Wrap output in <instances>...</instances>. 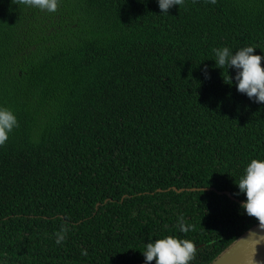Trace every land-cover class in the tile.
<instances>
[{"label":"trees","instance_id":"trees-1","mask_svg":"<svg viewBox=\"0 0 264 264\" xmlns=\"http://www.w3.org/2000/svg\"><path fill=\"white\" fill-rule=\"evenodd\" d=\"M160 11L157 0H57L54 12L0 0V106L18 121L0 145V264H144L145 243L166 235L195 244L189 264H211L259 221L214 189H157L245 199L235 183L264 158V103L226 84L233 70L213 49L264 51V0ZM71 130L75 162L59 160Z\"/></svg>","mask_w":264,"mask_h":264},{"label":"clouds","instance_id":"clouds-1","mask_svg":"<svg viewBox=\"0 0 264 264\" xmlns=\"http://www.w3.org/2000/svg\"><path fill=\"white\" fill-rule=\"evenodd\" d=\"M23 2L26 5L47 10L48 12H54L57 8V0H23ZM211 2L215 3V0H211ZM182 3L183 0H157L158 8L161 10L160 13L166 14H168L169 9L178 7ZM256 49L252 45L237 47L234 52L227 46L215 48L213 49L215 55L213 60L215 61V66L220 69L226 67L227 71L229 69L233 70L232 75L228 71L227 79L230 83H226L222 77L226 84L231 86L234 82L238 92L259 104L264 103V66L261 64V61L264 60V51L258 54L255 52ZM202 71L205 74V78H207L206 65ZM17 126L18 121L13 110L6 106H0V145L7 141L9 133ZM77 150L76 131L71 130L62 137L61 144L56 148L55 154L59 160L74 156L75 162ZM235 184L239 190L237 195L243 194L245 197L240 202V207L244 214L264 222V158H252L244 168L243 175L238 183ZM173 187L177 186H169L165 189L158 188L157 191L175 190ZM178 222L181 232L191 228V225L185 226L182 217L178 219ZM63 239L64 234L63 230H61V232L56 234V243L60 244ZM195 251L196 246L191 240L166 235L162 238L149 240V242L145 243L144 251L141 253L144 264H149L153 260H155V264H189Z\"/></svg>","mask_w":264,"mask_h":264},{"label":"water","instance_id":"water-1","mask_svg":"<svg viewBox=\"0 0 264 264\" xmlns=\"http://www.w3.org/2000/svg\"><path fill=\"white\" fill-rule=\"evenodd\" d=\"M182 190H209L214 189L220 194H227L233 200L242 202L232 195L230 190H219L215 186L180 188ZM162 190V189H159ZM211 264H264V222L258 221L246 229L238 238L232 241Z\"/></svg>","mask_w":264,"mask_h":264}]
</instances>
